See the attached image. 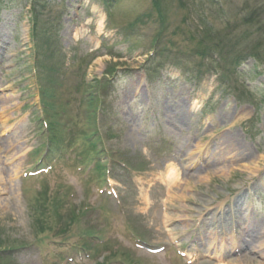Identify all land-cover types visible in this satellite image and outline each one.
I'll use <instances>...</instances> for the list:
<instances>
[{
    "label": "rangeland",
    "instance_id": "374dc122",
    "mask_svg": "<svg viewBox=\"0 0 264 264\" xmlns=\"http://www.w3.org/2000/svg\"><path fill=\"white\" fill-rule=\"evenodd\" d=\"M161 9L0 0V264H264V0Z\"/></svg>",
    "mask_w": 264,
    "mask_h": 264
},
{
    "label": "bare ground",
    "instance_id": "6f19581e",
    "mask_svg": "<svg viewBox=\"0 0 264 264\" xmlns=\"http://www.w3.org/2000/svg\"><path fill=\"white\" fill-rule=\"evenodd\" d=\"M235 146H237V145H235ZM233 147V146H232ZM235 150V149H234ZM245 151V150H244ZM238 153H240V149L239 148H237V151L234 153L235 155L237 154L238 155ZM247 156H248V153L246 154ZM250 155V154H249ZM249 157V156H248ZM210 160H208V162L207 163H210L209 162ZM210 165H212V164H210ZM207 166H209V164L207 165ZM198 171V170H197ZM170 180H169V182H172V180H174V178H175V174H172L171 176H170ZM248 190H250V189H248ZM238 201V200H237ZM202 202H206L205 200H203ZM208 203V202H207ZM230 210V209H229ZM228 210V212H226L225 213V215H224V221L225 222H228V223H230L231 221H233V219L234 218H236L237 219V215H239V211H241V210H238V209H235L233 212H231V211H229ZM233 217V218H232ZM226 218V219H225ZM235 219V220H236ZM227 224V223H226ZM233 225H235L234 223H233ZM237 227V226H236ZM236 229V228H235ZM253 229H255V236L254 237H256V238H260L261 236H262V225L261 226H259L258 227V224L256 225L255 223L253 224ZM243 232V231H242ZM244 233V232H243ZM257 239V240H258ZM247 249H248V246H247ZM248 251V250H247ZM240 252V251H239ZM242 252V251H241ZM255 261L253 260V259H251V258H249V257H247V256H244V261H243V263H241V264H253Z\"/></svg>",
    "mask_w": 264,
    "mask_h": 264
},
{
    "label": "trees",
    "instance_id": "16d2710c",
    "mask_svg": "<svg viewBox=\"0 0 264 264\" xmlns=\"http://www.w3.org/2000/svg\"><path fill=\"white\" fill-rule=\"evenodd\" d=\"M152 1V5H153V8L156 10V14L157 15H159V17H161V19H162V21H163V16L161 15V12H162V0H151ZM163 13V12H162ZM245 24L246 25H258L257 23H256V20H249V19H245ZM160 25H163L162 23L160 24ZM159 30H161V31H165V29H163V27L161 28H159ZM159 35H161V33L159 34ZM198 44H199V46H202L203 47V45L201 44V43H199L198 42ZM260 49V48H259ZM202 52L203 53H207L208 52V50L207 51H203L202 50ZM209 52H210V50H209ZM250 53H251V51H249ZM203 53L202 54H199V55H201V56H204L203 55ZM257 53H259V51L257 50ZM252 54H253V56H256V58H258L259 57V55H258V57H257V55H256V53H255V49H252ZM234 55H236V54H234ZM236 58H238V55L236 56ZM239 61H240V59H239Z\"/></svg>",
    "mask_w": 264,
    "mask_h": 264
}]
</instances>
